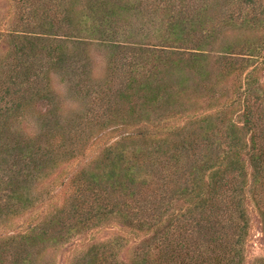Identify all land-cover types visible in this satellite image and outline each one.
I'll use <instances>...</instances> for the list:
<instances>
[{
	"label": "trees",
	"instance_id": "obj_1",
	"mask_svg": "<svg viewBox=\"0 0 264 264\" xmlns=\"http://www.w3.org/2000/svg\"><path fill=\"white\" fill-rule=\"evenodd\" d=\"M165 1L167 5H163L166 10L163 17L156 14L154 2L149 0H50L44 9L46 13L43 16L46 21L51 22L49 19L53 18L50 12L55 11L54 18L57 12H62V20L73 25L75 32H81L83 28H87L88 32L97 31L103 36L101 40L106 41L104 43L136 54L133 57L136 60L130 65L137 69L129 71L130 75H126L128 81L120 76L125 74L122 69L127 66L125 60H122V57L124 59L126 56L123 54L118 64L114 65L115 70L119 72L116 73L114 68L110 71L118 85L112 88L113 85L108 83L107 91L99 95V109L107 107L105 114L109 108L112 109L108 116H118L122 113V117L137 122L139 108L142 107L143 110L144 106L150 104L158 114L156 120L165 123L174 117L185 115L181 112L185 109H177L183 106L181 98H195L199 104H203L202 99L207 98L206 105L216 104L223 97V93L216 95L217 90L229 78L227 76H234L238 81L239 76L245 71L244 65L235 59L224 62L227 53L251 55V59L254 55L252 53L256 47L253 45H239L242 49L240 52H233V47L223 45L225 51L216 58L218 66L211 67L201 63L209 55L205 48L217 34L216 31H222L226 26L255 28L262 24L264 4L261 2L264 0ZM178 3L181 4L179 10ZM247 6L251 11H247L245 8ZM146 8L152 12H146ZM210 11L221 12V23H217L220 26L219 30H216L215 23L209 24L213 16L215 18L218 16L211 14ZM74 12L80 13L81 21L75 22L72 15ZM148 14L151 17L155 14L157 18L153 16L148 21L145 19ZM141 19L146 20L149 26L156 30L151 32L152 29L149 31L144 24L135 30L134 22L139 20L140 23ZM62 20H59V28L64 27L61 25ZM19 31L11 32L14 47L0 65L10 66L11 69L10 89H5L0 84V152H9V145L13 143L19 155L15 160L17 167L5 169V173L0 174V211L5 214H17L30 202L29 195L26 197L24 191L20 192L23 185L19 186L13 176L21 173L30 175L37 172L42 164H46L50 154L47 149H50L51 142L40 141L30 145L27 141H20L17 138L10 142V119L22 112L21 108L28 106L30 101L23 90L17 87L12 90L15 79L36 78L41 66L51 65L52 62L58 65L76 58L73 55L68 56L59 50L60 46L49 42L48 31L34 34L31 31L30 33ZM137 35L147 37L149 40L147 42L132 40ZM71 36L78 37L76 33ZM154 39L158 40L159 44L157 41L154 43L152 41ZM187 43H191L192 47H187ZM244 47L246 48L244 51L249 53H243ZM251 73L252 71L245 75L242 86L234 89V93H238L242 99L244 120L242 126L232 121L228 133L226 132V140L212 141L214 134L209 132V127L198 126L181 134L177 132L178 138L169 142L162 139L163 132L160 130L153 133L143 131L141 136L145 135L143 138L152 141H142L131 149L121 145L119 148H112L111 151L105 150L103 157L99 159V173L91 177L81 176L79 179L81 185L83 182L87 184L93 182L94 185H88L89 190L96 196L99 192V199L95 200L92 209L101 211L112 205V211H118L127 222L133 224L134 220L140 218L137 212L134 213L135 207H142L140 204L133 206L118 201L110 204L109 198L104 200L101 197H106L110 190L129 197L150 188H155L154 191L159 192L162 184L169 186L171 190L169 194H158L156 202H151L152 215L156 216L162 204L167 199H172L171 194L174 191L171 184L177 187L186 185L187 205L176 217V221L180 216L185 220L177 224L176 234L172 238L161 237L155 249L159 253H167L170 264H238L239 261L235 257L239 256L240 249L232 244L227 229L234 228L238 222L246 220V211L239 208V205L238 209H232V203L235 200L234 203L239 204L236 199L249 186L248 168L252 169L251 180L256 192L251 190L257 197L256 204L264 231V83L261 86L253 85ZM185 76L190 80V85L184 86L180 82ZM175 80L179 81V85L174 84ZM122 84H126L125 88H122ZM234 101L235 99L228 98L223 107L226 105L231 107ZM176 104L179 106L173 107ZM239 133L246 134L248 139L241 141ZM58 147L61 150L58 158L62 157L63 160L74 150L68 147L65 141H59ZM223 147H226V152L222 150ZM163 160H167V165L171 166L172 173L169 178L164 176L168 179V185L159 175L160 168H166ZM98 177L99 183L96 182ZM23 197H26L25 200ZM77 198L75 197L76 200ZM131 201L134 203L138 200ZM139 201L144 203L145 199ZM65 204L63 211L66 210ZM73 209L78 211L77 205L71 202V211ZM238 212L240 215H235ZM189 228L193 230L189 232ZM197 233L200 236H195ZM236 244L238 245V242ZM3 250V246H0V264H6ZM232 254L235 256L231 257ZM14 262L23 264L24 260L20 259L19 262L14 259ZM97 263L98 260L94 258L92 264ZM99 264H102L100 258ZM154 264L163 263L157 259Z\"/></svg>",
	"mask_w": 264,
	"mask_h": 264
},
{
	"label": "rangeland",
	"instance_id": "obj_2",
	"mask_svg": "<svg viewBox=\"0 0 264 264\" xmlns=\"http://www.w3.org/2000/svg\"><path fill=\"white\" fill-rule=\"evenodd\" d=\"M150 1L154 2L156 14L163 17V12L166 11L163 5H167V2ZM49 3L50 0H0V65L14 47L11 32H20L19 30L24 31L23 33L31 31L33 34L48 31L49 42L60 46L59 50L67 53L68 56L73 55L77 58L58 65L52 62L51 65L41 66L36 78L28 80L27 77H20L15 79L13 84L12 90L15 87L23 90L30 101L28 106L21 108L22 112L10 119V142L15 138L27 141L30 145L40 141L51 142L50 149H47L50 154L46 164H42L37 172L30 175L21 173L13 176L19 186L23 185L20 192L24 191L26 197L29 195L30 202L17 214H5L0 211V246L4 248L2 253L5 254V263L15 264L14 259L19 262L21 259L24 260L23 264H92L93 259L96 258L99 264L100 258L102 264H154L157 259L160 263L170 264L167 253H159L155 247L161 237L172 238L176 234L177 224L185 220L180 216L176 221V217L187 205L185 189L188 186L177 187L171 184V189L174 191L171 194L172 199H167L162 204L156 216L152 215L151 202H156L158 194H169L171 191L169 186L162 184L159 192L154 191L155 188H150L141 194L136 193L129 197L110 190L106 197H101L104 200L109 198L110 204L116 201L133 206L140 204L142 207H135L134 210L140 218L134 220L135 223L132 224L127 222L118 211H112V205L101 211L93 210L95 200L99 199V192L96 196L89 190L88 187L94 185L93 182L90 184L83 182L81 185L79 179L81 176L91 177L99 173V159L103 157L105 150L111 151L112 148H119L121 145L131 149L142 141H152L143 138L145 135L141 136L143 131L153 133L155 130H160L164 133L162 139L169 142L178 138L177 132L181 134L201 126L209 127V132L214 134L212 141L226 140V132L228 133L232 121L242 126L244 120L242 99L238 93H234V89L242 86L245 75L250 71H252L253 85L261 86L264 83V22L255 28L226 26L222 31H216L217 34L215 33L213 40L206 46V53L208 51L209 55L201 63L211 67L218 66L216 58L225 51L223 45L233 47L234 51L231 50L233 52L242 50L239 45L256 47L252 59L251 55L239 56L235 53L230 55L227 53L224 62L235 59L244 65L245 71L239 76L238 81L234 76H227L229 78L216 93V95L223 93L220 101L206 105L207 98L202 99L203 104H199L195 98H181L180 102L187 108L181 106L177 109H185L181 111L185 115L174 117L165 123L156 120L158 114L149 104L144 106L143 110L142 107L139 108L137 122H134L122 117V113L118 116H108L112 113L110 108L105 114L107 107L99 109V95L107 91L108 83L113 85L112 88L118 85L115 76L113 78L110 75V71L112 68L115 70L114 65L118 64L123 54L126 56L124 59L122 57V60H125L127 66L122 69L125 74L120 76L128 81L126 75H130L129 71L133 68L137 69L130 65L136 60L133 58L136 54L113 47L110 43H104L106 41L101 40L103 36L97 31L88 32L87 28H83L81 32H75L73 25L62 20V12H57L56 18H54L55 11L50 12L53 18L49 19L51 22L46 21L43 15ZM261 3L264 4V1ZM180 5L177 4L178 10L181 9ZM245 8L251 11L248 6ZM145 11L152 12L148 8ZM210 13L218 15L216 18L213 16L209 24L215 23L216 30H219L220 26L217 23H221V12L210 11ZM72 15L75 22L81 21L82 16L79 12H74ZM147 16L145 19L149 21L156 15ZM59 20H62L61 25H64L60 27L61 29ZM146 20L141 19L140 23L136 20L135 30L144 24L149 31L151 29V32L155 31L156 28L150 27ZM74 32L78 37L71 36L75 34ZM132 40L147 42L149 39L137 35ZM152 41L158 42L155 39ZM186 45L192 47L191 43ZM245 49L244 47L243 51ZM254 68L256 69L253 71ZM10 75V66H0V84L5 89H10ZM180 82L184 86L191 83L186 76ZM174 84L179 85V81L175 80ZM122 85V88H125L126 84ZM228 98L235 99L233 105L223 107ZM176 106L179 105L173 107ZM211 115L215 117H210ZM127 134L129 136H125ZM239 135L241 141L248 139L244 133ZM59 141H65L68 147L74 149L69 156L66 155L65 160L62 157L58 158V153H61L58 147ZM14 145L13 143L9 145V152H0V174L5 173V169L17 167L15 160L19 155ZM225 149L226 147L222 148L223 151ZM163 162L166 168H160L159 175L167 184L166 177L172 171L171 166L167 165L168 161L163 160ZM247 173L249 186L236 199L239 204L234 203L235 200L232 203V209H238L237 205H239V208L246 211V220L238 222L237 226L227 231L234 247L240 249L239 256L235 257L239 261L238 264H264V231L256 204L257 197L254 194L256 191L251 180L252 169L248 168ZM96 182L99 183V177ZM182 193L185 194L180 195ZM26 197L22 199L25 200ZM75 197H78L77 200ZM143 198L144 203L139 201ZM132 199L138 201L132 203ZM71 202L77 205L78 211L76 209L71 211ZM64 204L65 211L62 209ZM235 215L240 214L238 212ZM188 230L191 232L193 228ZM195 236L200 234L197 233ZM233 256L235 255L232 254L231 257Z\"/></svg>",
	"mask_w": 264,
	"mask_h": 264
}]
</instances>
